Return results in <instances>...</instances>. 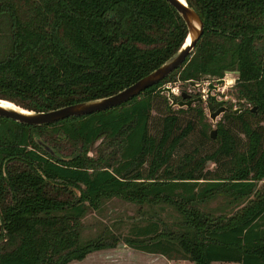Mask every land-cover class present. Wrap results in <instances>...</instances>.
<instances>
[{
    "label": "trees",
    "instance_id": "16d2710c",
    "mask_svg": "<svg viewBox=\"0 0 264 264\" xmlns=\"http://www.w3.org/2000/svg\"><path fill=\"white\" fill-rule=\"evenodd\" d=\"M186 2L203 21L200 37L181 65L139 94L46 124L0 116V264H67L112 246L117 237H80L86 209L111 197L168 204L181 216L180 230L154 219L132 225L123 240L133 248L194 264H264V0ZM185 35L166 0H0V98L40 111L111 94L155 68ZM226 70L237 71L233 94L243 108L228 103L222 114L237 121L244 145L216 121L214 150L173 162L191 124L176 131L177 117L167 113L151 134L153 96L166 81ZM194 108L207 136L203 108ZM222 157L224 175L203 170L204 160ZM215 194L245 201L230 214L197 207Z\"/></svg>",
    "mask_w": 264,
    "mask_h": 264
},
{
    "label": "rangeland",
    "instance_id": "374dc122",
    "mask_svg": "<svg viewBox=\"0 0 264 264\" xmlns=\"http://www.w3.org/2000/svg\"><path fill=\"white\" fill-rule=\"evenodd\" d=\"M222 83L216 84L215 77L204 76L197 80L200 82L199 86L193 87L191 85L182 84L183 81L178 79L169 80L162 85L169 86L171 88V95L175 99H179V92L185 91L192 93L194 96L201 94V101L197 102L201 105L204 112V121L209 123V128L203 135L201 130V124L199 123L194 105L196 102H192L186 106L182 104L177 106L176 104L168 108L170 99L166 96V92H158L153 96L152 108L150 110V118L148 122V130L151 134L157 135L159 130L160 120L163 115L172 113L176 115L177 126L179 131L181 127L185 126L188 122L191 124V129L187 134L177 143L172 153V161L174 162L177 157L184 153L194 154L195 157L202 156L205 153H209L214 150L218 143L208 136V132L211 128L216 127V121H220L223 127L227 128L235 139V144L238 149H241L244 145L245 137L239 130V125L235 119H228L223 116V112H220L215 120H211L208 116V111L203 99L206 95L213 96L215 100L222 99L223 105L227 106L228 103L232 107H238L239 102L234 98L233 83L235 81L236 72L234 70L224 71ZM230 80L226 82L225 80ZM207 82L216 85L208 90ZM161 85V86H162ZM160 86V87H161ZM247 103L244 105L246 106ZM96 143V142H95ZM228 164V158L222 157L218 162L211 159L204 160L202 163L203 170H209L210 172L222 173L219 171L224 170ZM146 164L141 166L143 170ZM225 173H222L224 175ZM264 184V183H263ZM262 182L258 181L257 186L262 187ZM245 200L233 201L229 196L221 194H215L207 199L205 202H198L197 207L202 210H209L213 215L223 213L230 214L236 208L244 203ZM149 219L158 220L159 225L166 230H180L179 223L181 222L180 214L175 208L168 204H137L130 201H126L119 197H111L102 200L99 207L92 209L88 207L81 217V230L80 237L82 240L93 238L97 235L106 236L109 241L112 237H117L116 242L112 246H107L99 249L92 250L85 254L80 260H70L67 264H149L148 258L151 254L133 248L124 242V237L128 234V228L134 224H143ZM176 264H194L191 260H175ZM159 264L158 261L155 262ZM216 264V262H215Z\"/></svg>",
    "mask_w": 264,
    "mask_h": 264
},
{
    "label": "water",
    "instance_id": "95a60500",
    "mask_svg": "<svg viewBox=\"0 0 264 264\" xmlns=\"http://www.w3.org/2000/svg\"><path fill=\"white\" fill-rule=\"evenodd\" d=\"M172 7L177 11V13L182 18L185 27H186V35L182 42V44L166 59H164L160 64H158L155 68L148 71L146 74L140 76L133 82L127 84L126 86L118 89L117 91L91 99L81 100L73 103H68L65 105L57 106L55 108L47 109V110H32L25 107H22L18 104L13 103L12 101L6 100L4 98H0V116H4L18 122L39 125L51 123L62 118L68 116H78L84 115L91 112L99 111L106 109L111 106L118 105L127 99L131 98L134 95L139 94L146 87L158 82L168 73H170L177 66L181 65L185 60L186 56L190 54L192 51L196 41L200 37L203 29V21L198 15V13L190 6L186 0H166ZM228 71V70H226ZM236 73L237 71L234 70ZM216 84L222 83L223 77H218L216 80ZM184 85L188 84L193 87L199 86L201 83L196 82L193 79H187L183 81ZM208 90L215 87L210 82H207ZM159 92H166V96L170 99L168 103V108L172 105L176 104L177 106H181L182 104L188 106L192 102L197 100H201L200 96H196L194 98H189L187 100H176L174 96L171 95V88L166 85H162L158 89ZM179 95L181 98L188 97V93L185 91H180ZM211 97V96H210ZM213 98V96L211 97ZM9 101L13 106L3 105L1 101ZM208 111V116L211 120H215V117L220 113L226 110L224 105H219L216 108H213V103L210 100L203 99ZM218 102H223L222 99L217 100ZM254 106L251 107V110H254ZM236 112L237 109L233 108ZM215 127L211 128L208 132L211 138H214ZM36 142L48 153L59 157V155L46 143H44L41 139L36 138ZM1 230V223H0Z\"/></svg>",
    "mask_w": 264,
    "mask_h": 264
},
{
    "label": "crops",
    "instance_id": "0c3cea01",
    "mask_svg": "<svg viewBox=\"0 0 264 264\" xmlns=\"http://www.w3.org/2000/svg\"><path fill=\"white\" fill-rule=\"evenodd\" d=\"M147 253L151 254L150 257L148 258L149 264H156L155 262H157V261L159 264H176L174 262L175 260L184 259V258H175V259L174 258H167L165 255H163L161 253H157V252H147ZM184 260H188V259H184ZM215 262H216V264H237V262H234V261L224 262V261H217V260H211L209 262V264H215Z\"/></svg>",
    "mask_w": 264,
    "mask_h": 264
},
{
    "label": "flooded vegetation",
    "instance_id": "af4514ba",
    "mask_svg": "<svg viewBox=\"0 0 264 264\" xmlns=\"http://www.w3.org/2000/svg\"><path fill=\"white\" fill-rule=\"evenodd\" d=\"M188 93V97H184V98H181L180 97V95H179V99H182V100H187V99H189V98H194V97H196V96H200V97H202L201 96V94H199V95H196V96H194L192 93H189V92H187ZM175 98V97H174ZM179 99H176V100H179ZM205 99H207V100H210L212 103H213V108H216L217 106H219V105H223V104H221V103H223V102H218L217 100H215L214 98H211L209 95H206V97H205ZM199 101H201V100H197V101H195V102H199ZM225 106V105H224ZM226 107V109H227V106H225ZM233 108H236L237 109V111L238 110H241L243 107L242 106H238V107H233ZM225 111V110H224Z\"/></svg>",
    "mask_w": 264,
    "mask_h": 264
},
{
    "label": "bare ground",
    "instance_id": "6f19581e",
    "mask_svg": "<svg viewBox=\"0 0 264 264\" xmlns=\"http://www.w3.org/2000/svg\"><path fill=\"white\" fill-rule=\"evenodd\" d=\"M1 103L3 104V105H8V106H13L14 107V105L11 103V102H9V101H1Z\"/></svg>",
    "mask_w": 264,
    "mask_h": 264
}]
</instances>
